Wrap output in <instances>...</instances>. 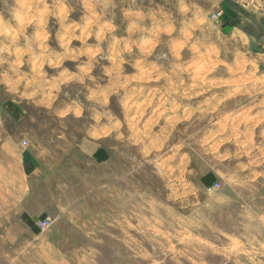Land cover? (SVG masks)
<instances>
[{
	"label": "rangeland",
	"instance_id": "rangeland-1",
	"mask_svg": "<svg viewBox=\"0 0 264 264\" xmlns=\"http://www.w3.org/2000/svg\"><path fill=\"white\" fill-rule=\"evenodd\" d=\"M264 0H0V264H264Z\"/></svg>",
	"mask_w": 264,
	"mask_h": 264
},
{
	"label": "crops",
	"instance_id": "crops-1",
	"mask_svg": "<svg viewBox=\"0 0 264 264\" xmlns=\"http://www.w3.org/2000/svg\"><path fill=\"white\" fill-rule=\"evenodd\" d=\"M262 26H263V28H264V20L262 21ZM262 36V39H264V34L263 35H261Z\"/></svg>",
	"mask_w": 264,
	"mask_h": 264
}]
</instances>
